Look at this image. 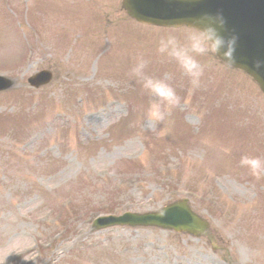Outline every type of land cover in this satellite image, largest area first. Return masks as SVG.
<instances>
[{
    "label": "rangeland",
    "instance_id": "obj_1",
    "mask_svg": "<svg viewBox=\"0 0 264 264\" xmlns=\"http://www.w3.org/2000/svg\"><path fill=\"white\" fill-rule=\"evenodd\" d=\"M94 1L95 22L100 14L117 22L112 0ZM27 4L0 0V74L14 80L0 94V264H264V173L240 164L242 156L264 159V97L250 80L202 58L193 89L155 47L182 29L121 22L94 39L106 46L96 63L100 47L84 37L66 54L72 27L59 36L49 24L42 33L27 25L61 5ZM138 55L149 74L169 73L181 96L155 129L145 115L153 98L130 76ZM40 69L53 70V80L33 89L26 78ZM198 121L200 135L189 127ZM172 139L176 151L167 152ZM183 196L209 220L208 236L90 229L99 213L153 210Z\"/></svg>",
    "mask_w": 264,
    "mask_h": 264
},
{
    "label": "water",
    "instance_id": "obj_2",
    "mask_svg": "<svg viewBox=\"0 0 264 264\" xmlns=\"http://www.w3.org/2000/svg\"><path fill=\"white\" fill-rule=\"evenodd\" d=\"M128 14L143 22L159 25L189 26L202 13L220 11L227 20L225 35L238 36L233 67L251 75L264 91V0H126ZM156 8L159 16L152 17ZM257 61L262 62L260 67ZM37 76L36 84L45 81ZM11 85L4 79L0 90ZM162 215V216H161ZM129 225H153L197 235L206 224L197 218L184 203L173 204L159 214L128 216Z\"/></svg>",
    "mask_w": 264,
    "mask_h": 264
},
{
    "label": "clouds",
    "instance_id": "obj_3",
    "mask_svg": "<svg viewBox=\"0 0 264 264\" xmlns=\"http://www.w3.org/2000/svg\"><path fill=\"white\" fill-rule=\"evenodd\" d=\"M227 20L222 12H205L196 17L188 27L162 35L156 42V52L169 62H174L193 89L198 88L204 76L206 64L202 58L219 59L226 64L235 62L238 36L235 33L225 35ZM257 61L256 66H261ZM149 61L138 55L130 70V76L140 85L142 90L150 94L146 110V121L149 128L162 125L171 111L181 104V96L171 83L169 73L156 76L149 74ZM241 166H247L253 175L264 173V159L256 156H242Z\"/></svg>",
    "mask_w": 264,
    "mask_h": 264
}]
</instances>
